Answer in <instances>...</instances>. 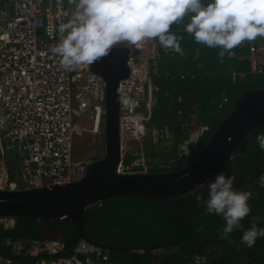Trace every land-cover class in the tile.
I'll use <instances>...</instances> for the list:
<instances>
[{
	"label": "built area",
	"instance_id": "obj_1",
	"mask_svg": "<svg viewBox=\"0 0 264 264\" xmlns=\"http://www.w3.org/2000/svg\"><path fill=\"white\" fill-rule=\"evenodd\" d=\"M73 9L72 0H0V165L5 170L2 161L11 152L19 177L11 181L5 170L0 187L14 190L76 181L91 160L73 158L74 139L86 134L103 140V79L88 64L71 70L63 68L60 58L52 51L59 42V28L69 20ZM120 44L128 51L129 68L128 76L117 86L120 149L121 155L136 159L129 165L120 162L116 171L130 174L137 168L149 172L154 165L165 168L158 157L151 159L145 154L149 143L157 153L174 144L173 133L167 126L148 128L158 92L152 80L157 58L155 39L137 44L122 41L113 48L121 47ZM240 45L246 47L247 54L236 58L240 62L247 60L249 73L264 75V37ZM228 56L235 55L229 52ZM166 76L171 80L187 77L185 74ZM221 98L226 101L225 96ZM178 102H182L181 98ZM182 114L183 110L176 111L178 117ZM190 117L182 127L191 132L175 147L179 156L192 157V149L208 132L195 115ZM14 224V219H0L4 230ZM2 246L7 251H0V264H120L111 261L104 248L83 240L70 249L61 240L35 237L5 239ZM168 253L163 248L151 250L155 259L151 264H161V258ZM205 261V257L193 258V264Z\"/></svg>",
	"mask_w": 264,
	"mask_h": 264
},
{
	"label": "trees",
	"instance_id": "obj_2",
	"mask_svg": "<svg viewBox=\"0 0 264 264\" xmlns=\"http://www.w3.org/2000/svg\"><path fill=\"white\" fill-rule=\"evenodd\" d=\"M187 22L188 18L185 17L170 29L179 38L183 54L163 48L155 39L157 58L152 67V80L158 92L148 128L162 129L167 126L173 133L174 144L164 150L171 151L169 169L154 165L149 172L176 170L197 158L211 133L227 115L225 107L232 104L230 112L239 103L244 90L261 87L255 80L256 74L249 73L247 60L240 62L236 58L247 54L246 47L238 45L229 51L234 57H229V52L221 57L220 49L198 45L183 31ZM196 49H199V56L194 59ZM230 70L235 74L232 75ZM168 74H185L187 77L171 80L166 76ZM239 74L243 76L239 77ZM222 95L226 98L225 102ZM187 96H192L193 100H187ZM178 98L182 102H178ZM178 109L183 110L181 118L176 115ZM191 115H195L199 124L208 128V132L201 136L192 149V157L179 156L175 147L188 138L191 129L183 128L182 124ZM169 117L174 121L172 126L167 123ZM176 118L180 119L177 123ZM261 133H264V125L240 142L232 161L220 170L226 176H240L248 184L252 182L251 177H258L253 181L255 187L251 185L241 189L234 183L235 189L251 194L248 202L251 212L241 221L243 229L234 231L227 239H221L217 231L224 221L215 215H205L202 205L197 202V195L202 194L199 192L201 188L175 198L109 199L85 213L84 235L93 243L108 247L111 261L120 264H151L155 259L150 251L155 248L169 250L161 258V264H193V258L197 256L205 257L203 264H264V236L257 238L252 247L240 241L242 231L252 226V217H261L256 223L258 228L264 229V187L258 184L260 174L264 173V151L259 149L256 142L257 135ZM145 154L154 159L157 156L155 146L147 144ZM135 159L134 156L122 155L121 163L129 165ZM135 171L144 170L137 168ZM43 223L60 235V240L68 249L80 240L76 227L68 221L44 220ZM37 231L34 218L15 219L14 227L7 230L0 226V251H7L2 246L3 240L33 238Z\"/></svg>",
	"mask_w": 264,
	"mask_h": 264
},
{
	"label": "clouds",
	"instance_id": "obj_3",
	"mask_svg": "<svg viewBox=\"0 0 264 264\" xmlns=\"http://www.w3.org/2000/svg\"><path fill=\"white\" fill-rule=\"evenodd\" d=\"M69 20L59 28L58 44L52 49L61 66L91 65L105 57L119 42L140 43L158 39L165 49L183 54L171 26L185 17L183 31L194 42L209 49H220L224 56L244 41L264 37V0H72ZM199 56L196 49L195 58ZM256 142L264 151V133ZM187 175V174H186ZM234 177L218 172L207 183V194L197 195L205 215L220 217L224 224L217 229L221 239L243 229L241 221L249 216L250 193L234 188ZM258 184L264 187V173ZM261 217H252V226L242 231L240 241L252 247L264 229L257 227ZM231 242V241H230Z\"/></svg>",
	"mask_w": 264,
	"mask_h": 264
},
{
	"label": "water",
	"instance_id": "obj_4",
	"mask_svg": "<svg viewBox=\"0 0 264 264\" xmlns=\"http://www.w3.org/2000/svg\"><path fill=\"white\" fill-rule=\"evenodd\" d=\"M127 61L126 49L112 48L107 56L91 64L92 72L105 83L103 156L88 162L81 178L69 184L14 190L0 187V219L34 218L38 226L35 238L41 240H60L44 220L68 221L76 227L80 240L93 243L83 231L88 210L115 197L160 199L188 195L231 162L240 142L264 125V88H248L211 133L200 155L189 164L166 172L119 174L116 168L122 155L117 86L128 76Z\"/></svg>",
	"mask_w": 264,
	"mask_h": 264
},
{
	"label": "rangeland",
	"instance_id": "obj_5",
	"mask_svg": "<svg viewBox=\"0 0 264 264\" xmlns=\"http://www.w3.org/2000/svg\"><path fill=\"white\" fill-rule=\"evenodd\" d=\"M119 46H121V47H118V48H123L124 44H120ZM263 68H264V64H263ZM255 80L260 84V86H261L260 88H264V75H257V76L255 75ZM188 99L193 100L192 96H189L187 98V100ZM231 105L230 106L227 105L225 107L226 108L225 112L227 114H229L234 109L233 108L229 112V110L231 109ZM179 120H180L179 118L178 119L176 118L175 122L177 123V122H179ZM173 122L174 121L172 119H170V117H169V119L167 120L168 125L172 126L174 124ZM138 146H136L137 150L140 149V146L139 147ZM103 152H104V147H103V140L101 138L92 137V136H88L86 134H83L82 137L75 138L73 141V148H72L73 158L80 159V160H89V161L91 160L92 161L94 159L102 157ZM157 154H158V156H156V157H158V160H160L162 165L165 166V169H169V168H167V167H169L168 166L169 164H167V162L169 161V156L171 155V151L170 150L163 151V152L159 151V153H157ZM5 159H6V157H5ZM7 160L12 161V162L14 161L16 163V160L14 159V156L11 152L7 153ZM1 167H3V166L0 165V179H3L2 176H4V174H5L4 171L7 169L5 166V170H2ZM7 168L9 169L8 166H7ZM173 169H175V167H173ZM8 173H9V177L12 178L14 181L19 178L16 167L14 169V172L8 171ZM199 192L206 196V194H207L206 185L201 187Z\"/></svg>",
	"mask_w": 264,
	"mask_h": 264
},
{
	"label": "flooded vegetation",
	"instance_id": "obj_6",
	"mask_svg": "<svg viewBox=\"0 0 264 264\" xmlns=\"http://www.w3.org/2000/svg\"><path fill=\"white\" fill-rule=\"evenodd\" d=\"M232 177L235 178L234 183L238 187H240L241 189L249 188V186H251V185L255 187V184L253 183V181L258 179V177H251L250 179L252 180V182H251V184H248V181L245 180L244 178L240 177V176L239 177L238 176H232ZM252 190H251V192H252Z\"/></svg>",
	"mask_w": 264,
	"mask_h": 264
},
{
	"label": "crops",
	"instance_id": "obj_7",
	"mask_svg": "<svg viewBox=\"0 0 264 264\" xmlns=\"http://www.w3.org/2000/svg\"><path fill=\"white\" fill-rule=\"evenodd\" d=\"M157 55V54H156ZM189 96H187V98H188ZM3 163L2 164H4L5 166H6V169H7V171H10V172H14V169H15V167H16V169H17V164L13 161H8L7 160V156H6V159L4 158L3 159V161H2ZM7 166L9 167V169L7 168ZM18 172V171H17ZM9 174V173H8Z\"/></svg>",
	"mask_w": 264,
	"mask_h": 264
}]
</instances>
